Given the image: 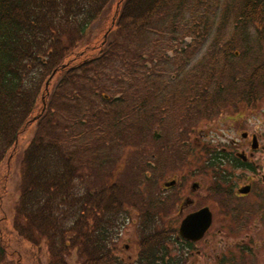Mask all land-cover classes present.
I'll return each instance as SVG.
<instances>
[{
  "label": "trees",
  "instance_id": "16d2710c",
  "mask_svg": "<svg viewBox=\"0 0 264 264\" xmlns=\"http://www.w3.org/2000/svg\"><path fill=\"white\" fill-rule=\"evenodd\" d=\"M113 7L98 56L78 54L92 25ZM162 43L180 58L194 44L208 43L200 78L193 82L181 73L178 79L182 100L197 89L199 116L231 103L238 73L245 75L247 104L264 92V0H0V169L16 155L20 136L34 128L10 220L1 211L9 175L0 174V264H26L21 243L31 264H123L117 231L127 219L125 204L136 209L141 199L128 190L130 205L128 188L102 172L124 138H142L150 55L141 51ZM255 47L252 60L260 66L239 71L232 64L238 49ZM157 86L151 77L150 88ZM207 153L206 166L220 184L231 183L227 167H250L224 151ZM141 203V239L131 264H176L174 257L164 261L162 202Z\"/></svg>",
  "mask_w": 264,
  "mask_h": 264
},
{
  "label": "rangeland",
  "instance_id": "374dc122",
  "mask_svg": "<svg viewBox=\"0 0 264 264\" xmlns=\"http://www.w3.org/2000/svg\"><path fill=\"white\" fill-rule=\"evenodd\" d=\"M113 14L114 7L110 13H107L105 17L103 16V18L92 25L89 35L90 39L81 45L78 49V54L85 53L88 55L92 53L91 58L98 56L97 48L110 28ZM249 33L253 40L257 39L254 29H251ZM159 35L163 36V34ZM186 42L191 43V40L187 39ZM207 44L202 47L195 46L194 44V46H191L184 52L182 58H180L179 54H175L174 50L169 51L166 43H162V46L158 50L148 49V51H140L150 55V58L146 59L147 66L150 68L154 65L151 59L157 58L156 54L161 51L163 55L158 56L160 59L156 70L164 73L166 77H170L175 69H181L180 72L182 74L188 76L190 80L196 81V79L200 78L201 59L208 52ZM238 50L241 56L237 59H232V64L239 71L244 69L249 72L253 69L256 70L260 66V60H257L255 63L252 60V56L255 57L259 53L258 47L252 48L250 51L242 48ZM166 55L175 59L168 61L165 57ZM238 74L235 90L231 91L230 96L227 97L231 103L225 105L211 119L207 121L203 119L202 121L198 116L193 122V128L192 126L185 127L183 124L179 126L174 116L165 117L161 125L160 120L162 117L158 113L153 116L151 115L150 119H147V115H145L142 122L144 129L141 134L142 138L136 139L137 141L140 140V142L138 141L137 143L135 138H124V141L118 145L117 149L113 148V150L109 151L112 158L109 164L106 165V170L102 172V175L107 176L112 174L111 183L120 184L128 188L125 189L126 194L124 199L130 205L133 204V199L130 193H127L128 190H132L141 199V201L137 202L136 209L125 204L127 219H125L123 226L117 231L116 245L123 264H131L138 253L141 239V202L150 198H159L160 203L170 201L175 198L173 197L174 195L176 196L179 193L178 188L164 191L163 185L165 183L178 180V186L182 188L185 186L188 188L193 183L199 184L201 189L198 199L203 202H209L217 212L215 222L221 220L218 208L222 207L223 202L238 200L234 197H229L228 194L226 195L225 191L233 194L237 188L250 185L252 182L253 193L238 201L253 203L257 199L256 193L259 191L258 188H264L261 183V178L264 176V92L261 89L256 91L258 97L256 102H249L248 104L239 102L238 93L244 88L240 80L242 79L241 76L245 75H243L244 73L240 76ZM206 81L204 84L212 86V82ZM209 90L212 89L209 88ZM199 107H194V110L198 111ZM192 128L195 131L194 136L190 134ZM33 129V127H30L20 136L16 155L8 167L5 162L0 169V174L7 173L9 175L6 184L7 191L1 206V211L5 213L9 220L12 215L13 206L18 199L20 160L32 137ZM155 133L160 135L159 139L155 138ZM243 133L247 134L246 139L241 137ZM251 136H256L257 138L259 145L257 151L250 149ZM188 140L193 141V146L190 145ZM208 150L224 151L231 154L232 157L237 152L243 151L248 156V163L252 165L254 170H232V168L227 167L232 177L231 183L226 185L220 184L214 179L211 170L206 166ZM249 152H253V155L249 156ZM216 190L221 191L217 192ZM238 233L239 231L235 230L232 234L230 233L229 236L225 237L224 242L227 243L230 249H237L239 247L238 244L245 239L244 233ZM21 251L25 254V263L31 264V258L28 255L30 251H28V247L25 244L21 243ZM200 260L197 259L192 262L200 264ZM262 260H264V256H262ZM42 262H44L43 258ZM262 264H264V261Z\"/></svg>",
  "mask_w": 264,
  "mask_h": 264
},
{
  "label": "flooded vegetation",
  "instance_id": "af4514ba",
  "mask_svg": "<svg viewBox=\"0 0 264 264\" xmlns=\"http://www.w3.org/2000/svg\"><path fill=\"white\" fill-rule=\"evenodd\" d=\"M188 44V43H187ZM174 50V49H173ZM175 52V50H174ZM168 61H172L173 58L168 56ZM171 59V60H169ZM158 61L156 58L152 59L153 67H148V83L146 90V115L147 119L151 118V115L159 114L162 119L160 124L164 122L165 117L174 116L177 119L179 126L183 124L186 126H194L193 122L199 115L194 107L201 105V100L198 99L197 89L191 90V94L187 95V98L182 100L180 80L182 74L179 69H175L170 77H166L164 73H160L156 70L158 67ZM156 70V71H155ZM163 72V71H162ZM157 79V89H151V77ZM187 77V76H185ZM243 78V76H242ZM194 82V81H193ZM242 82V79H241ZM161 83L163 86L161 87ZM249 90L242 89L239 91V102L246 104L245 97ZM205 93V91H204ZM185 102V109H182L181 103ZM252 100L250 102H256ZM173 114V115H172ZM213 115L199 116L200 119L209 120ZM194 128V127H193ZM192 128V136L195 131ZM155 138L159 139V134H154ZM253 136H251L252 139ZM246 139V138H243ZM257 139V138H256ZM252 141V140H251ZM190 145L193 146V141L188 140ZM187 142V143H188ZM252 143H250V149ZM259 145L257 144V151ZM253 151V150H252ZM225 157L231 156L224 152ZM237 154H242L246 157V161L237 157ZM253 152H249V156H252ZM232 157V156H231ZM235 159L242 163H248V156L243 151L234 155ZM250 165V164H249ZM246 169V168H245ZM246 170L253 171L254 168L250 165ZM175 184L169 188H163L164 191H169L174 188H178L177 195L173 200L163 201L161 203L159 213L158 229L160 234L164 238V261L167 262L169 258L174 257L176 264H192L194 260L201 259L200 264H262V256H264V188H258L256 193V201L253 203H245L238 201L239 199L250 196L254 189L251 184L246 185L250 187V191L246 195L239 194V189L246 187L242 186L237 188L236 192L229 193L225 191L229 197L238 199L236 201H226L222 203V207L218 208L219 216L221 220L215 222L216 211L212 208L209 202L200 201L199 191L201 187L197 184V187L193 188L190 185L188 188L185 186L182 188L178 186V180ZM262 186H264V176L261 178ZM180 188V191H179ZM188 189V190H187ZM203 208H208L211 213L212 219L209 228L204 233L203 237L198 241H189L180 237L179 230L183 220ZM234 225H232V224ZM231 224V225H230ZM239 231L238 234H245V239L239 245L237 249H230L227 243L224 242L225 237L233 231ZM222 235V237H220ZM226 235V236H225ZM218 238V239H217ZM254 239V240H253ZM255 241V243H254ZM254 243V245H252ZM254 246V247H253ZM255 260V262H254ZM193 261V262H192ZM194 264V263H193Z\"/></svg>",
  "mask_w": 264,
  "mask_h": 264
},
{
  "label": "water",
  "instance_id": "95a60500",
  "mask_svg": "<svg viewBox=\"0 0 264 264\" xmlns=\"http://www.w3.org/2000/svg\"><path fill=\"white\" fill-rule=\"evenodd\" d=\"M47 85L48 83L46 84V87ZM246 136L247 134L245 133L241 135L242 138H246ZM251 148L253 150L257 149V140L255 136L252 137ZM237 157L242 159L243 161H246V157L242 154H237ZM174 184H175L174 181L165 183L164 187L169 188L173 186ZM192 187L193 188L197 187V184H193ZM249 191H250V187L246 186V187L239 189L238 193L242 195H246L249 193ZM211 219H212V216L208 208H203L199 210L198 212L187 216L181 224V227L179 230L180 237L185 240H189L193 242L200 240L203 237L206 230L209 228L211 224Z\"/></svg>",
  "mask_w": 264,
  "mask_h": 264
}]
</instances>
